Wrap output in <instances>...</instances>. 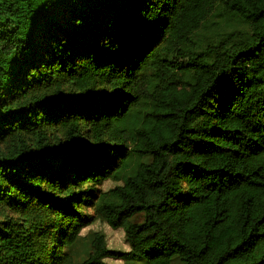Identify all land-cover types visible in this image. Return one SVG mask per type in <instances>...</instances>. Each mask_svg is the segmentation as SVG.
Masks as SVG:
<instances>
[{"label":"trees","instance_id":"obj_1","mask_svg":"<svg viewBox=\"0 0 264 264\" xmlns=\"http://www.w3.org/2000/svg\"><path fill=\"white\" fill-rule=\"evenodd\" d=\"M94 222L79 264H264V0H0V264Z\"/></svg>","mask_w":264,"mask_h":264},{"label":"rangeland","instance_id":"obj_2","mask_svg":"<svg viewBox=\"0 0 264 264\" xmlns=\"http://www.w3.org/2000/svg\"><path fill=\"white\" fill-rule=\"evenodd\" d=\"M226 17L219 12L213 16L210 23L207 24V29H202L200 36H213L219 35L227 30L229 22L225 19ZM117 184L112 181H105L101 186V191H107ZM141 216H136L132 221L140 222ZM98 233L104 237L106 248L112 252L124 253L129 250V244L126 241L123 230L111 229L105 223L94 222L87 228L83 229L80 233V240L70 249L75 264L81 263L89 253L90 241L92 234ZM104 264H144L142 260L136 262L122 261L119 259L107 258L103 261ZM174 264H178L175 261Z\"/></svg>","mask_w":264,"mask_h":264}]
</instances>
